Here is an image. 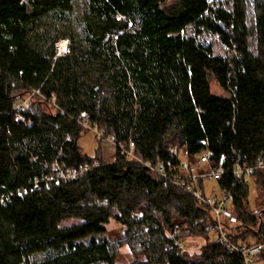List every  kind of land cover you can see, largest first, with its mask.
Here are the masks:
<instances>
[{
  "label": "trees",
  "instance_id": "1",
  "mask_svg": "<svg viewBox=\"0 0 264 264\" xmlns=\"http://www.w3.org/2000/svg\"><path fill=\"white\" fill-rule=\"evenodd\" d=\"M190 26L231 55L186 37ZM62 39L70 51L57 56ZM84 122L112 138L113 163L82 151ZM205 152L226 157L216 182L231 192L230 241L264 247V201L249 202L251 183L264 194V169L248 183L233 174L264 160V0L232 11L209 0H0V264H118L112 220L132 264H243L207 232L211 210L157 170L197 166ZM189 238L205 244L182 254Z\"/></svg>",
  "mask_w": 264,
  "mask_h": 264
},
{
  "label": "built area",
  "instance_id": "2",
  "mask_svg": "<svg viewBox=\"0 0 264 264\" xmlns=\"http://www.w3.org/2000/svg\"><path fill=\"white\" fill-rule=\"evenodd\" d=\"M70 42L68 39H62L56 43L57 56L67 55L70 51L69 48ZM38 93V92H37ZM24 107L18 106L17 108V119H21V111ZM85 125H89L87 122H84ZM98 129L97 127H94ZM104 133V131L102 130ZM102 133V134H103ZM112 140V138H110ZM131 152L127 154L132 155L134 158V144H130ZM129 155V156H130ZM112 161L111 163H113ZM110 163V162H109ZM226 163V157L221 155L218 162L214 164L211 160L209 153H203L199 159L197 166H190L186 160H181L178 165H173L167 171L164 167L157 169L159 173L173 182L175 185L180 186L192 193L201 203L207 206L213 216L212 222L206 227L207 232L211 235H217L216 242L224 244L230 251H237L243 257V264H252L254 258L258 256L262 250L263 245L249 246V245H235L229 239V230L227 228V223L235 224L237 222L236 218L232 215L229 210L231 192L221 190L220 196H210L207 197L205 190L202 189L198 184L201 180L211 181L219 180L225 174L224 165ZM150 167V163H146ZM200 166V167H199ZM264 169V160L259 161L258 164L254 167L241 168L237 166L233 170V174L241 182L248 183L250 182L253 172L255 170ZM87 171V169H85ZM76 174L72 175L75 177ZM198 185V187H197ZM173 237H176V232L172 234ZM179 250L182 254L190 252V249L185 248V242L182 241L179 243Z\"/></svg>",
  "mask_w": 264,
  "mask_h": 264
},
{
  "label": "rangeland",
  "instance_id": "3",
  "mask_svg": "<svg viewBox=\"0 0 264 264\" xmlns=\"http://www.w3.org/2000/svg\"><path fill=\"white\" fill-rule=\"evenodd\" d=\"M212 9H225L226 11H232L234 0H209ZM186 37H194L197 42L205 47H211L213 50V54L215 56H220L227 58L231 55V52L224 46L218 34H212L208 32H202L201 34H197L196 30L193 26H190L184 34ZM211 90L212 93L220 96H225L226 93L219 87L215 80L211 81ZM34 100V95L26 94L19 101V106H23L24 108H28L31 102ZM85 133L79 140V145L82 148V151L90 156H102L106 162H112L115 160L114 154L116 151V145L113 140H111L109 136L102 132V129H95L90 125H85ZM103 133V134H102ZM127 152H131V148L129 147ZM134 154V151H133ZM181 154V153H180ZM130 155V154H129ZM133 159L132 155L129 156ZM181 157L184 156L181 154ZM205 193L207 197L210 196H220L221 189L219 188L216 181L211 180L205 183ZM255 198H260L264 201V194L262 191L255 190L254 185L250 184V206L252 209L255 208ZM108 229V237L112 240L113 245L117 248V262L118 264H132L135 262V255L130 250V248L122 243L121 246H118V240L124 236V228L119 225L116 221L112 220L111 223L107 226ZM213 241L217 240V235H211ZM182 242V241H181ZM205 241L200 238H189L185 240V248L190 249L191 253L199 252V250L203 247ZM264 252L259 254L254 258L252 264H264Z\"/></svg>",
  "mask_w": 264,
  "mask_h": 264
},
{
  "label": "water",
  "instance_id": "4",
  "mask_svg": "<svg viewBox=\"0 0 264 264\" xmlns=\"http://www.w3.org/2000/svg\"><path fill=\"white\" fill-rule=\"evenodd\" d=\"M261 215V213L259 214V216Z\"/></svg>",
  "mask_w": 264,
  "mask_h": 264
}]
</instances>
